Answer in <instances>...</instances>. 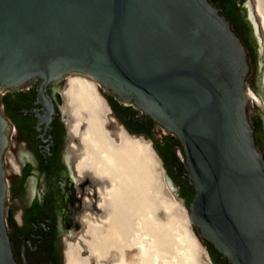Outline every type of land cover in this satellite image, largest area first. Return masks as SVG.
I'll list each match as a JSON object with an SVG mask.
<instances>
[{
  "label": "water",
  "instance_id": "obj_1",
  "mask_svg": "<svg viewBox=\"0 0 264 264\" xmlns=\"http://www.w3.org/2000/svg\"><path fill=\"white\" fill-rule=\"evenodd\" d=\"M245 4L264 54L255 0ZM248 72L245 44L217 0H0V95L80 74L174 135L190 198L166 174L169 195L214 264H264V148L248 116ZM8 147L0 106V264H19L5 222Z\"/></svg>",
  "mask_w": 264,
  "mask_h": 264
},
{
  "label": "flooded vegetation",
  "instance_id": "obj_2",
  "mask_svg": "<svg viewBox=\"0 0 264 264\" xmlns=\"http://www.w3.org/2000/svg\"><path fill=\"white\" fill-rule=\"evenodd\" d=\"M217 2L245 44L249 61L248 84L259 98L251 100L260 103L264 112L262 92L258 89L264 82L262 75L256 74L259 53L248 24L246 0ZM66 79L49 82L40 88L37 87L41 80L37 79L21 89H5L0 95L1 110L9 120V147L4 158L9 168L5 167L8 186L5 222L10 246L19 264H23V260L26 264H65L69 238L76 237L82 230L87 210L101 214L97 205V184L89 175L81 177L76 171L75 165L83 153L78 138L85 130V123L75 134L74 117L66 96ZM98 87L105 109L113 116L110 125L120 126L135 138H153L157 133L163 139L160 144L152 145L165 175L187 202L190 188L183 176V165L172 148L174 138L144 117L134 104L123 103ZM249 120L257 141L264 148V115L255 112ZM85 201H89V207L84 206Z\"/></svg>",
  "mask_w": 264,
  "mask_h": 264
},
{
  "label": "bare ground",
  "instance_id": "obj_3",
  "mask_svg": "<svg viewBox=\"0 0 264 264\" xmlns=\"http://www.w3.org/2000/svg\"><path fill=\"white\" fill-rule=\"evenodd\" d=\"M247 5L262 43L248 1ZM255 8L264 32V0H255ZM66 80L75 134L85 123L78 138L83 153L76 171L97 184L98 208L104 218L94 221L87 216L84 246L69 242L65 264H202L200 243L188 216L180 212V203L169 195L170 180L160 172L151 145L124 130L112 135L98 84L80 74ZM249 97L259 100L251 90Z\"/></svg>",
  "mask_w": 264,
  "mask_h": 264
},
{
  "label": "rangeland",
  "instance_id": "obj_4",
  "mask_svg": "<svg viewBox=\"0 0 264 264\" xmlns=\"http://www.w3.org/2000/svg\"><path fill=\"white\" fill-rule=\"evenodd\" d=\"M257 60L259 61V67H257L256 68V74L257 75H264V54L262 53L261 55H259L258 56V58H257ZM71 75V74H70ZM69 76V75H68ZM248 77H249V74L247 75V84H248ZM248 86H249V84H248ZM103 89V88H102ZM258 89H259V91L260 92H262L263 93V91H264V83H262V84H259L258 85ZM103 90H105L106 92H108L106 89H103ZM105 112V113H104ZM103 112V116L105 117V120H106V127L108 128V130L112 133V132H114V134H116L117 135V133H119L121 130H122V128L119 126V127H116V126H113V125H110V123H111V121H110V118L111 117H113L112 116V114H110L109 113V110L106 108L105 109V111ZM255 112H257V113H260L262 116L264 115V112H263V108H262V106L260 105V103H255L254 101H250L249 102V105H248V116H249V119H250V117H251V114H253V113H255ZM159 127V126H158ZM159 129L161 130V131H163L165 134H170V133H167L163 128H161V127H159ZM160 132V131H159ZM113 134V136H115ZM131 136V135H130ZM167 136H171V138H174L173 140H174V144H173V146H172V148L175 150V152H176V154H178L177 155V157L179 158V159H181V157H182V154H181V146H180V144L178 143V141H177V138L174 136V135H172V134H170V135H167ZM137 138V137H136ZM138 139H140V140H142L143 142H146V143H148V144H150L151 145V147L155 150V148H154V146L152 145V143H154V144H160L161 142H162V140L163 139H161L158 135H157V133L156 134H154L153 135V138H149V137H147V136H143V138L141 139V138H138ZM155 157H156V159H157V161H158V163H159V169L161 170L160 172L162 173V175H163V177L164 178H167V177H165V170H164V168H163V166H162V164H161V160H160V158H159V156L157 155V152H156V150H155ZM5 167L6 168H8V166L6 165V163H5ZM8 170H9V168H8ZM177 202H179L180 203V205H181V207H180V212L181 213H184V214H186L187 215V210H186V207H185V205L184 204H182V202H181V200L178 198V197H176V198H174ZM99 201H100V198H99V200H98V203H99ZM98 203H97V205H98ZM99 209V208H98ZM101 212V211H100ZM87 214L89 215V219H90V215L94 218V221H96V220H100V219H103L104 218V213H102L101 212V214H95V213H93L92 211H90V210H87ZM87 214L86 215H84V219H86L87 217ZM82 221V220H81ZM80 221V222H81ZM190 225H191V229H192V231H193V233H194V235L196 236V238L198 239V241H199V243H200V246H201V262H202V264H214V262H213V260H212V258H211V256H210V254H209V250H208V244L204 241V240H202L201 238H199V236H198V234H197V232L194 230V227L192 226V224H191V222H190ZM84 230H85V225L83 224V226H82V230L77 234V236L76 237H74V238H71V239H69V241H68V243L69 242H71V243H76L78 240H82V237H84ZM66 250H67V246H66V248H65ZM66 252V251H65ZM84 252V251H83Z\"/></svg>",
  "mask_w": 264,
  "mask_h": 264
}]
</instances>
